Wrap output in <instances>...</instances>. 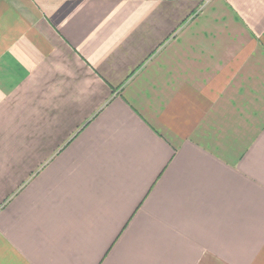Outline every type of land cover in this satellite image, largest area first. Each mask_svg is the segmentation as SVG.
I'll list each match as a JSON object with an SVG mask.
<instances>
[{"label":"crops","instance_id":"crops-1","mask_svg":"<svg viewBox=\"0 0 264 264\" xmlns=\"http://www.w3.org/2000/svg\"><path fill=\"white\" fill-rule=\"evenodd\" d=\"M0 264H264V0H0Z\"/></svg>","mask_w":264,"mask_h":264}]
</instances>
